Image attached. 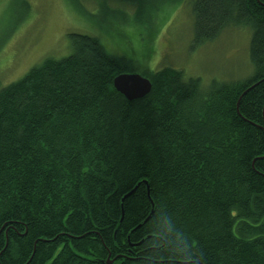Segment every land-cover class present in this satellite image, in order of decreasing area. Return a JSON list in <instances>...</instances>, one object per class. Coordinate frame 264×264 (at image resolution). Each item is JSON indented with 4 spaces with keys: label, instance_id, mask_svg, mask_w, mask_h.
Returning a JSON list of instances; mask_svg holds the SVG:
<instances>
[{
    "label": "trees",
    "instance_id": "1",
    "mask_svg": "<svg viewBox=\"0 0 264 264\" xmlns=\"http://www.w3.org/2000/svg\"><path fill=\"white\" fill-rule=\"evenodd\" d=\"M191 4L194 44L252 28L247 79L165 66L129 100L133 57L71 32L0 88V264H264V0Z\"/></svg>",
    "mask_w": 264,
    "mask_h": 264
},
{
    "label": "rangeland",
    "instance_id": "2",
    "mask_svg": "<svg viewBox=\"0 0 264 264\" xmlns=\"http://www.w3.org/2000/svg\"><path fill=\"white\" fill-rule=\"evenodd\" d=\"M27 1L29 8L19 0L0 1V88L46 58L68 56L71 32L95 35L109 52L133 57L143 75L171 66L206 84L243 80L252 73V28L229 26L218 38L194 44L192 0L162 3L142 15L134 6L113 1L104 4L106 9L100 0Z\"/></svg>",
    "mask_w": 264,
    "mask_h": 264
},
{
    "label": "water",
    "instance_id": "3",
    "mask_svg": "<svg viewBox=\"0 0 264 264\" xmlns=\"http://www.w3.org/2000/svg\"><path fill=\"white\" fill-rule=\"evenodd\" d=\"M113 84L115 89L129 100L144 97L152 88V81L137 72L118 74L114 78Z\"/></svg>",
    "mask_w": 264,
    "mask_h": 264
}]
</instances>
